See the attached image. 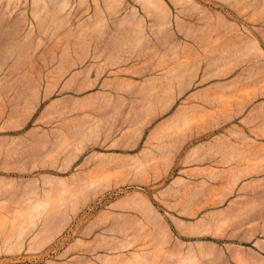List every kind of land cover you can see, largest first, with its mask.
Instances as JSON below:
<instances>
[{"label": "rangeland", "instance_id": "374dc122", "mask_svg": "<svg viewBox=\"0 0 264 264\" xmlns=\"http://www.w3.org/2000/svg\"><path fill=\"white\" fill-rule=\"evenodd\" d=\"M49 2L0 0V264H264V0Z\"/></svg>", "mask_w": 264, "mask_h": 264}, {"label": "bare ground", "instance_id": "6f19581e", "mask_svg": "<svg viewBox=\"0 0 264 264\" xmlns=\"http://www.w3.org/2000/svg\"><path fill=\"white\" fill-rule=\"evenodd\" d=\"M49 1H51V3H53L55 5L54 6L55 8L53 9V11L50 12V16H51V18L53 19L54 22H58V20L60 19L59 12L66 10V7L69 5V2H68V0H32V3L38 5L40 2H42V4H43V8L42 9L43 10H47V9L49 10L50 9V6H49L50 2ZM144 1L149 2V3L152 2V0H144ZM40 10L41 9L38 8L37 10L34 11V15H35V17L37 19L40 16ZM127 20H128V15H126L125 18L120 21V24L126 22ZM137 24L139 26H142L143 22L138 21ZM11 54H13V55L15 54V49L13 47L5 48L4 50H2L0 52V58L1 59H6ZM19 54H20V52H19ZM49 182L65 184L64 180H60V179L57 180V179H54V178H50ZM63 186H64L63 187V192H62L63 195L61 196L62 200H63L62 202H64L65 197H66V195H67V193L69 191V189L67 187H65V185H63ZM49 198H47L45 200H42L40 202H37V204L34 205V206L33 205L30 206L29 210L27 211V213L25 215L26 222H28L29 224L36 223L37 216H38V207L41 204H43V203H46V205L49 206L50 205ZM68 206H69V204H68ZM70 206H72V205H70ZM24 230L25 229L23 227H20V225H19V227H18V237H22L23 236ZM11 246H12V244L9 243V247H11ZM195 257H196L195 251L194 250H190L188 255L185 256L184 258H182V260L180 261V264H194L195 263Z\"/></svg>", "mask_w": 264, "mask_h": 264}]
</instances>
